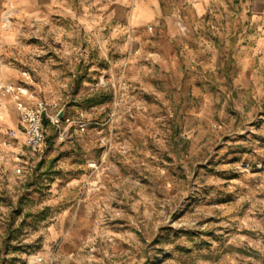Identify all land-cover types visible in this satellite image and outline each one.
I'll return each mask as SVG.
<instances>
[{
	"label": "rangeland",
	"instance_id": "rangeland-1",
	"mask_svg": "<svg viewBox=\"0 0 264 264\" xmlns=\"http://www.w3.org/2000/svg\"><path fill=\"white\" fill-rule=\"evenodd\" d=\"M41 1L0 13V264H264V0L134 38ZM18 101L65 109L36 150Z\"/></svg>",
	"mask_w": 264,
	"mask_h": 264
},
{
	"label": "crops",
	"instance_id": "crops-1",
	"mask_svg": "<svg viewBox=\"0 0 264 264\" xmlns=\"http://www.w3.org/2000/svg\"><path fill=\"white\" fill-rule=\"evenodd\" d=\"M41 2V0H0V13L7 9L16 14H36ZM186 2L189 10L194 12V15L192 14L194 17L200 18L204 15L205 3L200 0H85L79 21L89 32L94 22H104L111 26L123 27L121 32L126 37L177 36L181 31L175 23L184 21L178 5ZM49 3L56 5L57 0H49ZM261 11H264V7ZM98 35L106 36L103 32Z\"/></svg>",
	"mask_w": 264,
	"mask_h": 264
},
{
	"label": "built area",
	"instance_id": "built-area-1",
	"mask_svg": "<svg viewBox=\"0 0 264 264\" xmlns=\"http://www.w3.org/2000/svg\"><path fill=\"white\" fill-rule=\"evenodd\" d=\"M8 92L14 90V87L10 85L6 89ZM17 108L21 116V131L26 137L27 146L36 150L46 139L45 133V120L49 119L54 125L58 124L57 118L50 115L52 106L43 101H37L33 105H29L26 102L18 101ZM70 121V119H67ZM61 134V133H60ZM59 134V136H60ZM62 137V136H61ZM10 146V143H5ZM43 261V257L37 255L33 259V262L29 261L26 264H35ZM50 264H75V263H63L60 261H51Z\"/></svg>",
	"mask_w": 264,
	"mask_h": 264
},
{
	"label": "water",
	"instance_id": "water-1",
	"mask_svg": "<svg viewBox=\"0 0 264 264\" xmlns=\"http://www.w3.org/2000/svg\"><path fill=\"white\" fill-rule=\"evenodd\" d=\"M64 114H65V109L63 108V109H61V110L57 113L56 118H57L58 120H62L63 117H64Z\"/></svg>",
	"mask_w": 264,
	"mask_h": 264
}]
</instances>
